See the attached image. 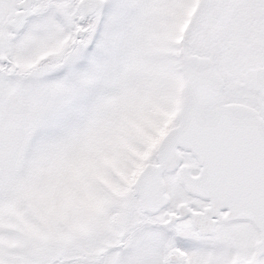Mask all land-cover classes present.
<instances>
[{
  "label": "snow or ice",
  "instance_id": "obj_1",
  "mask_svg": "<svg viewBox=\"0 0 264 264\" xmlns=\"http://www.w3.org/2000/svg\"><path fill=\"white\" fill-rule=\"evenodd\" d=\"M0 264H264V0H0Z\"/></svg>",
  "mask_w": 264,
  "mask_h": 264
}]
</instances>
